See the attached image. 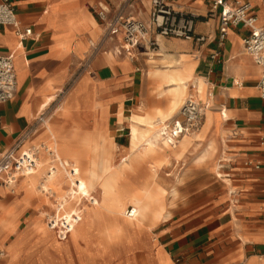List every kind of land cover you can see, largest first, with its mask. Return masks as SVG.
I'll use <instances>...</instances> for the list:
<instances>
[{"label": "crops", "instance_id": "1", "mask_svg": "<svg viewBox=\"0 0 264 264\" xmlns=\"http://www.w3.org/2000/svg\"><path fill=\"white\" fill-rule=\"evenodd\" d=\"M12 2L22 27L33 31L18 46L15 28L0 27V54L15 53L17 76L14 98L0 103V150L13 146L45 114L50 122L39 126L25 147L51 144L53 132L63 158L77 154L87 160L91 156L97 167L105 143L115 156L114 164L119 165L129 155L130 116L166 110L171 97L162 90L177 83L184 64L193 66L184 102L193 95L212 107L198 133L202 138H189L195 142L183 151L182 161L163 151L161 144L156 147L153 160L163 163L161 171L187 161L186 170L178 177L169 171L165 180L160 179V171L147 182L150 201L143 206L142 227L124 224L117 231L83 224L79 239L70 237L74 229L62 236L43 221V210L48 208L47 214L53 210L51 216L57 207L47 206L46 198L24 179L28 175L20 177L14 193L0 185V264H60L57 241L78 248L72 264H84V258L101 245L140 246L145 249L147 264H264V99L258 88L262 67L245 51L248 29L230 28L221 45L218 14L207 16L212 0H173L176 7L200 15L194 28L196 34L207 37L205 41L160 37L157 46L144 47L131 58L116 53L118 40L105 39L96 15L100 7L114 13L126 0ZM251 2L259 24H264V0ZM138 8L144 10L137 16L149 19L151 0H134L126 14L135 16L132 9ZM91 43H100V51L83 68ZM216 52L221 63L212 58ZM178 69L180 74L170 73ZM169 75L176 80L165 81ZM200 81L205 85L202 95L196 87ZM181 107L172 118L179 116ZM85 136L99 137L94 149H81ZM162 144L171 147L165 141ZM127 147L126 156L118 161ZM206 152L207 158L200 160ZM70 166L77 169L79 178L78 167L66 165ZM164 181L171 186L167 188ZM93 182L99 187L97 179ZM115 183L130 202L128 196L140 181L130 174ZM68 184L64 182L56 192L64 201L71 189L72 195L80 197L72 207L65 205L64 211L77 210L82 220L84 208L91 214L90 206L102 200V190H92L88 196L80 193L79 186L76 190L73 182ZM170 191L178 196L174 206L168 204ZM130 207L134 205L127 209ZM26 236H31V246L23 243ZM45 236L50 237L45 240Z\"/></svg>", "mask_w": 264, "mask_h": 264}, {"label": "built area", "instance_id": "2", "mask_svg": "<svg viewBox=\"0 0 264 264\" xmlns=\"http://www.w3.org/2000/svg\"><path fill=\"white\" fill-rule=\"evenodd\" d=\"M133 1L126 0L125 5L112 14L108 8L103 7L96 11L105 29V39L118 40V46L115 48L117 54L136 58L137 52L142 48L157 46L160 37H183L199 42L207 38L195 33L194 26L200 15L176 7L173 0H151V11L147 20L126 14V7L131 6ZM209 13L218 14L221 45L226 40L230 28L243 26L248 29V34L243 40L244 47L246 53L262 67L258 88L260 96L264 99V24H259L258 16L253 12V3L251 0H212ZM4 26L15 28L19 38L18 46H22L33 31L32 27H22L12 0H0V27ZM91 47V54L83 68L88 66L90 59L100 51V43H91ZM212 58L218 63L222 61L219 52L213 54ZM234 82L236 85H242L240 81ZM16 91L15 53L0 54V103L13 99ZM211 107L209 101L202 102L190 95L182 105L178 117L160 123L162 139L170 146H176L184 136L197 134L203 126L207 110ZM47 119L45 114H41L13 146L0 150V185L13 193L20 177L31 175L38 169L40 148L36 145L25 147V144L39 126L45 125ZM67 169L77 190L80 183L78 171L72 166ZM127 214L133 217L136 209L130 207ZM80 220L81 212H65L64 205L59 204L57 212L48 217L47 224L50 229L64 236L70 233ZM0 255H3V252H0Z\"/></svg>", "mask_w": 264, "mask_h": 264}, {"label": "bare ground", "instance_id": "3", "mask_svg": "<svg viewBox=\"0 0 264 264\" xmlns=\"http://www.w3.org/2000/svg\"><path fill=\"white\" fill-rule=\"evenodd\" d=\"M182 71L175 85L169 86L167 89L165 88L166 90H162L171 97L166 110L156 109L154 113L146 112L140 117L130 116L128 124L130 127L129 155L124 158L119 165L114 164L115 157L109 151L105 143L101 146L100 162L97 163V167H93L95 162L91 156L87 160H82L77 154H71L70 157L63 158L57 148L51 147L50 144L43 143L36 146L40 148V154L42 150L45 149L48 153V155L45 156H49V158L43 159L41 158L43 156L39 154L38 169L35 174L28 175L24 179L30 183L31 188H36L35 190L47 199V206L49 208H58L59 204L72 207L78 203L80 197L74 194L72 195L73 191L71 189L69 199L64 201L60 198L56 190L61 188L64 182H68L69 186L72 184L74 179L70 176L66 165L73 164L79 169L80 176L78 179L80 183L78 186L81 194L90 196V191L96 189L102 190L103 193L102 200L98 202L96 206H90L91 214L87 213L84 208L82 217L90 216L91 222L105 223L109 220L110 216L116 217V214H119L120 216H127V220L134 223L136 227L144 226L143 206L150 201L151 185H149V183L143 184V186L139 188L138 193L129 194L128 197L130 202H127V197L124 196L118 188L119 185L115 182L132 172H137L145 163H150L151 179H156L158 173L163 169V163L153 160V155L155 154L156 145L158 143H161V149L163 151L171 153L173 159L182 161L185 158L183 151L187 150L189 145L195 142V139L202 138L198 132L192 136H184L176 146L167 148L165 144H162L164 140L159 130V119L164 121L165 119L172 118L181 107L187 92L186 81L192 77L193 66L184 64ZM180 72V69L170 71L172 74H180ZM175 80V76L169 75L165 77V81L167 82ZM196 87L202 95L205 88L204 83L200 81L197 83ZM212 119L213 116L210 112L208 121L211 122ZM191 137H195V139L191 141L189 139ZM57 138V135L52 132L51 139L56 142ZM98 141L99 137L85 136L81 139V149L85 151L94 149V143ZM207 156V152L202 153L199 159L204 160ZM163 162L168 164L169 160ZM94 179L100 182L99 187L93 182ZM130 204L134 205L136 209V214L133 217H129L127 214V207ZM47 231L45 232L47 233ZM70 235L77 236V227L74 228ZM23 240L24 239H22V241Z\"/></svg>", "mask_w": 264, "mask_h": 264}, {"label": "rangeland", "instance_id": "4", "mask_svg": "<svg viewBox=\"0 0 264 264\" xmlns=\"http://www.w3.org/2000/svg\"><path fill=\"white\" fill-rule=\"evenodd\" d=\"M134 10V13H132L133 15H135L136 17L140 18L141 16H137L139 15V12H141L142 8H138V9H132V11ZM208 18H210V13H208ZM73 84V82H72ZM140 112H136L133 113L132 116L134 117H140L143 114H138ZM49 121V119H47ZM130 120V119H129ZM50 122V121H49ZM52 142L50 144L51 147H55L58 149L56 143ZM49 144V143H47ZM161 143H158L156 145V147H159ZM39 145V144H37ZM127 148H123L121 151V155L120 158L118 159V161L122 160V158H124L127 154ZM42 156L48 155L47 151L45 149L42 150L41 154ZM49 157V156H47ZM115 157V156H114ZM43 158V157H41ZM187 164V161L184 162V164H182L181 166H179L178 164L176 166H174L171 170L168 169H164L163 171H161L159 177L162 180H165L164 178L167 177V173L170 171L172 174H176V177L182 175L186 168L185 165ZM171 165V164H170ZM145 166V167H144ZM144 166H142L137 172H132L130 174H133L135 177H137V179L140 181V184L135 185L134 188L131 190L130 194L132 193H138L139 192V188H141V186H143V184L147 183L149 180L151 179V169H150V163H146V165L144 164ZM129 174V175H130ZM164 185L167 186V188L170 185V183H166V181H164ZM173 186V185H172ZM218 186V185H217ZM138 188V189H137ZM136 189V190H135ZM171 190V189H170ZM174 192L170 191L168 196H170V198L168 199V204L169 206H174L176 202V200L178 199V196L173 195ZM47 200V199H46ZM99 200H100V194H99ZM48 208H45V210H47ZM43 210V216L45 215V219L43 217V221L45 222V224L48 226L47 221H48V217L50 214H52L53 210H49V214L46 213V211ZM35 214V213H34ZM145 218H148L147 215H144ZM116 220L115 221H110V219L105 222V223H94L90 221V216H86V217H82L83 220H81L77 227V236H71L70 237H75L76 239H79L81 236V226H84L83 224H88V225H92V224H97L100 227H104L105 229H110V228H114L117 231L122 230L124 224L129 225V226H135L134 223L129 222L127 219V216H120L119 214H116ZM126 219V220H125ZM48 229L44 230L47 231ZM48 232V231H47ZM46 233V232H45ZM31 236H26L24 238V242L27 245H30L32 242V239L30 238ZM50 236H45V240L49 239ZM69 238V237H68ZM58 242V252H59V263L60 264H72L70 263L73 262L75 260L74 255L76 252V246L73 244H61L60 245V241ZM72 243V242H71ZM31 246V245H30ZM79 249H81V251L84 250V248L81 246L79 247ZM32 251V250H31ZM145 249L137 246V247H128L126 245L124 246H107V245H101L100 247H97L93 250V253L91 255H88L84 258L83 263L84 264H147L146 260H145Z\"/></svg>", "mask_w": 264, "mask_h": 264}]
</instances>
